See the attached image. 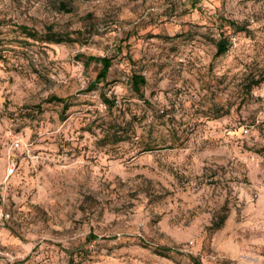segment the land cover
Returning a JSON list of instances; mask_svg holds the SVG:
<instances>
[{
	"label": "rangeland",
	"instance_id": "1",
	"mask_svg": "<svg viewBox=\"0 0 264 264\" xmlns=\"http://www.w3.org/2000/svg\"><path fill=\"white\" fill-rule=\"evenodd\" d=\"M81 54L114 57L106 84ZM177 250L264 264V0H0V264H193Z\"/></svg>",
	"mask_w": 264,
	"mask_h": 264
},
{
	"label": "trees",
	"instance_id": "2",
	"mask_svg": "<svg viewBox=\"0 0 264 264\" xmlns=\"http://www.w3.org/2000/svg\"><path fill=\"white\" fill-rule=\"evenodd\" d=\"M228 23V21H224L221 20V25L225 26ZM233 23V22H231ZM234 25V23H233ZM236 28L240 31L244 30L243 26H239V25H235ZM18 28L21 30L22 33L25 34L26 37L32 38V39H43L47 42H51V43H63V42H75L78 41V38L71 36V34L69 33H59V32H54L51 28H49V30L47 32H45L44 34H41L32 29L31 27L21 24L18 26ZM81 33V32H80ZM230 44L229 41L227 39L226 36H224V34H221V38L219 39V41L217 42V50L215 53V58H218L222 55H224L228 48H229ZM78 59H83L85 65L90 64L91 62H96L98 64L101 65V68L95 78V80L90 84V86L88 87V90H94L97 88L98 84L103 82V83H107L108 81V76L110 73V69L113 65L114 62V57L113 56H96V55H78L77 56ZM147 83L146 77L138 72H134L132 74L131 77V84H132V88L133 90L141 97L144 98V92L142 91V87L145 86ZM104 99L105 102L109 105V107H112L114 105V101L111 100L108 96L104 95ZM48 102H62L63 103V112L67 111V109H69V107L71 106V103L69 102V100L67 98H63V97H59L56 95L51 96L50 98H48L47 100ZM124 140V138L122 136L116 138V142L122 141ZM151 148H147V150H149ZM226 220V216H222L221 218H219L218 220H215L214 222V227L215 228H220L224 222ZM89 237L91 239H96L97 236L95 234H90ZM170 251H172L170 248H161L158 250V253H160L161 255H167V253H169ZM179 253H182L186 256H188L190 258V260L193 262V264H203L201 262V260L190 254L187 252H182L181 250H177ZM181 251V252H180Z\"/></svg>",
	"mask_w": 264,
	"mask_h": 264
},
{
	"label": "built area",
	"instance_id": "3",
	"mask_svg": "<svg viewBox=\"0 0 264 264\" xmlns=\"http://www.w3.org/2000/svg\"><path fill=\"white\" fill-rule=\"evenodd\" d=\"M245 132H248V129H245ZM14 146L15 147H19L20 146V140L19 139H16L15 142H14Z\"/></svg>",
	"mask_w": 264,
	"mask_h": 264
}]
</instances>
